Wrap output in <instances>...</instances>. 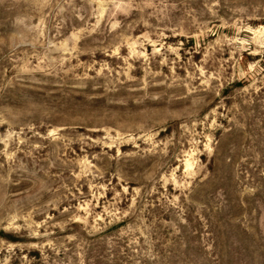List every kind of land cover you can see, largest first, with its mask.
Wrapping results in <instances>:
<instances>
[{
	"label": "rangeland",
	"instance_id": "rangeland-1",
	"mask_svg": "<svg viewBox=\"0 0 264 264\" xmlns=\"http://www.w3.org/2000/svg\"><path fill=\"white\" fill-rule=\"evenodd\" d=\"M0 264H264V0H0Z\"/></svg>",
	"mask_w": 264,
	"mask_h": 264
}]
</instances>
